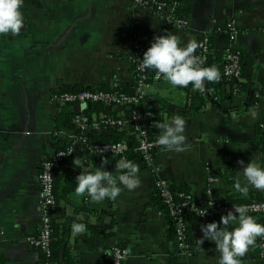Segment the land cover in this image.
<instances>
[{
  "label": "crops",
  "instance_id": "crops-1",
  "mask_svg": "<svg viewBox=\"0 0 264 264\" xmlns=\"http://www.w3.org/2000/svg\"><path fill=\"white\" fill-rule=\"evenodd\" d=\"M21 11V31L0 33V264H43L39 249L26 241L40 228V163L77 132L62 127L60 120L69 105L56 102L52 94L75 85L131 88L134 37L148 47L162 17L132 0H23ZM177 13L188 23L172 26L169 32L181 45L206 35L210 52L230 47L251 54L255 64L250 77L237 93L231 82L217 84L209 92L222 107L214 106L205 94L198 109L190 106L184 86H172L164 77L152 81L145 102L162 105V122L176 115L185 119L187 148L176 152L159 145L152 160L155 171L138 166L141 183L131 190L117 180L122 191L115 199L95 202L87 192L77 194L76 186L69 190L66 174L72 169L78 175L88 168L116 178L124 170L114 171L82 143L64 157L54 184L57 207L52 223L66 230L61 245L74 264H108L113 245L128 250L123 264H217L215 243L204 239L199 245L196 239L203 235L202 224L219 223L220 217L201 220L187 214L190 250H175L164 205L154 201L155 177L191 192L200 204L209 198L218 202L264 198V189L249 186L245 194L233 187L242 176L238 160L257 159L264 166V147L257 134L264 117V59L257 60L264 52V0H181ZM230 22L236 27L234 38L226 27ZM253 108L255 118L250 115ZM116 111L125 118L123 109ZM101 117V112L89 114L92 122ZM89 129L85 133L101 136L100 128ZM208 176L215 180L208 181ZM76 223L85 224L82 232L74 231ZM259 243L257 237L241 261L264 263Z\"/></svg>",
  "mask_w": 264,
  "mask_h": 264
},
{
  "label": "built area",
  "instance_id": "built-area-1",
  "mask_svg": "<svg viewBox=\"0 0 264 264\" xmlns=\"http://www.w3.org/2000/svg\"><path fill=\"white\" fill-rule=\"evenodd\" d=\"M135 5L153 8L156 12L160 13L162 17L161 27L158 34H163L165 31L169 32L172 26L183 27L187 25L188 21L185 17L178 15L177 9L181 0H132ZM230 38H234L236 34V27L233 22L226 25ZM134 52L132 53V72L134 78V86L132 93L118 92L113 90L103 89H68L60 88L52 98L61 104H83V103H97L102 102L105 105H135L141 101L147 94V89L152 81L161 79L163 76L153 69L152 74L147 73V69L141 70L140 63L144 52V47L137 35L134 37ZM199 47L197 48L200 57L204 60L210 52L209 37L203 35L198 41ZM225 64L220 72V78L215 81H210L207 85V90L214 91L217 84L222 82H230L232 80H239L241 76L239 66V53L230 47L225 50ZM262 89L264 90V80L262 82ZM205 90V89H204ZM233 91L235 93L240 91L238 84H234ZM152 114L145 112L142 115L137 110H132L131 119L133 128L138 136L136 150L141 154V157L146 162V167L153 172L155 168L152 164L154 150L159 146L157 140H152L148 136L147 127L151 123ZM79 126V130H85L90 127L98 128V121L89 122L86 117H79L74 119ZM125 121L124 117H110L105 122L109 125H122ZM77 142H85V137L81 134L77 136ZM84 146L96 154L99 160L104 163L106 156L111 153H121L127 150L128 145L125 141H112V142H90L84 143ZM73 146L67 145L60 147L56 151L44 158L40 163L39 172V216L40 228L35 236L27 237L26 241L39 248L44 256L43 264H51V230L53 213L56 210L57 203L54 194V172L60 166L61 160L72 151ZM213 176H208V181H213ZM154 188L159 195L162 204L164 205L165 212L168 216L169 222L172 226L173 234L175 236V250L184 251L189 253V239L186 231V216L187 214L201 219H212L220 217L221 214L226 213L228 210H233V205L244 204L249 207L251 215L256 218L264 216V200H247L236 202H218L209 198L205 203L200 204L196 202L191 192L183 189L172 191L170 183L162 177H155ZM209 192V190H208ZM207 207L206 214L201 216L194 212L196 208ZM257 222L264 224L262 221ZM259 245L264 249V236H259ZM128 250L120 245H113L111 247V256L109 257L108 264H123L127 258ZM106 264V263H105Z\"/></svg>",
  "mask_w": 264,
  "mask_h": 264
},
{
  "label": "clouds",
  "instance_id": "clouds-1",
  "mask_svg": "<svg viewBox=\"0 0 264 264\" xmlns=\"http://www.w3.org/2000/svg\"><path fill=\"white\" fill-rule=\"evenodd\" d=\"M23 0H0V33L17 34L24 24V17L21 11ZM199 43L190 39L181 45L179 37L171 32L155 35L150 45L143 52L140 68L155 69L172 86H187L192 84L193 90H202L206 81H215L220 78V71L215 65H204V60L195 54ZM252 118L257 116L255 108L250 110ZM185 119L176 115L170 121L157 123L161 129L156 143L164 146L166 150L176 152L185 151L187 148V137L185 135ZM242 165V176H238L233 187L241 192L247 193L249 186L256 189H264V166L257 159L245 162L238 160ZM75 165L81 161L74 160ZM117 167L126 171L119 175L120 184L129 190L134 189L141 183L137 174L138 165L130 159L121 158ZM77 194H87L92 201L100 202L105 197L115 199L122 191L117 179L107 171H92L84 168L76 176ZM233 210L221 214L219 223L216 220L201 225L203 235L196 239L201 245L204 239L215 243L219 252L217 264H242L243 257L254 245L256 238L264 236V224L257 222V218L249 214L247 205H233ZM207 207L196 208L194 212L198 215H205ZM84 223L73 225L75 232H82Z\"/></svg>",
  "mask_w": 264,
  "mask_h": 264
},
{
  "label": "trees",
  "instance_id": "trees-1",
  "mask_svg": "<svg viewBox=\"0 0 264 264\" xmlns=\"http://www.w3.org/2000/svg\"><path fill=\"white\" fill-rule=\"evenodd\" d=\"M153 9V8H152ZM147 47H144V51ZM225 50H221L219 52H209L208 55L206 56V58L204 59V65L208 66V65H215L219 71L221 72L223 69V66L225 64ZM239 53V66H240V72H241V76L239 80H232L230 81L233 85L236 83L238 84V86L241 89H245V80L249 79L250 77V72H251V68L252 66L255 64L254 62V56L251 54H246V53H242L240 51H238ZM196 55H199L198 50L195 52ZM153 69H147V73L150 75L152 74ZM209 85L210 81H206L205 85ZM204 85V86H205ZM133 86L134 83L132 85L131 88H125V87H111V88H105L102 86H96V87H90L92 89H103V90H113V91H118V92H126V93H132L133 92ZM185 89H187V94H188V99H189V103L190 106H193V108L198 109L204 102L205 100V90L204 88L202 90H193L192 84L189 83V85L184 86ZM68 89H83L86 88L84 86H80V85H75V86H71V87H67ZM215 95V94H214ZM145 100H147V94L144 96V98L139 101L138 103H136L135 105H131L128 106L126 105V108H124V112H125V121L122 125H109L105 122V120H107L110 117H117L116 113L117 111H108L106 110L105 104H103L102 102H97V103H93L95 105V108H91V109H84L82 111H73L72 106L73 104L71 103H66L69 106L65 109L64 116L61 118L60 123L63 125L62 127H65L66 129H72L75 130L77 129V132L75 134V138H73V140H71L70 142L66 143L65 145H62V147H66L67 145H71L73 146V149L76 147L77 144H79L80 142H77V136L79 134L83 135L85 137V142H83L82 144L84 145V143H90V142H96V143H101V142H112V141H125L128 145L127 150L121 152V153H111L108 154L106 156V163L110 164L114 171H119L117 167V163L121 158H127L132 160L133 162H135L138 166L140 167H146V162L143 160V158L141 157V154L138 150H136V145L138 142V136L133 128V123H132V119H131V112L132 110H137L138 112H140L142 115H144L145 112H150L152 114L151 117V123L148 124L147 127V132H148V136L150 139L152 140H157L158 139V132L160 130V128H158L156 125L157 123H162V119H161V115L159 114L162 105L161 106H156L154 105V103H146L145 105H143L142 103L145 102ZM252 101V99H250ZM90 112H101L102 113V117L99 118L98 121V128H100L101 130V136L99 135V137H95L92 134L89 133H85V130H79V126L76 124V122L74 121V119L79 118V117H86L87 120L89 122H91L90 118H89V114ZM89 129V128H87ZM257 134L258 137L260 138V140L262 141L263 147H264V117L262 119V121L260 123L257 124ZM155 152V150H154ZM94 154V153H93ZM95 157H97V159H99V157L94 154ZM66 158V157H65ZM63 158L60 162V166L57 170H55L53 176H54V184H55V180L57 177V173L58 170L62 167ZM124 170L123 172H125V169H120ZM121 173H117L114 176L116 177V179L118 180V177ZM76 171L70 169L67 171L66 177L67 179L70 181L69 184V190L74 189L77 181H76ZM172 191H176L179 190V188L174 187L172 185H170ZM68 189V186H67ZM54 194H55V198H56V191H55V187H54ZM253 200H264V198H259V199H253ZM154 201L161 204V199L159 197V195L156 192L155 189V195H154ZM230 202H236V201H230ZM258 221H262L264 222V216H261L259 218H257ZM187 216H186V231H187ZM59 229H62V227L58 228L54 225V223H52V230H51V242H50V248H51V257L50 260L52 262H54L55 264H74V260L71 258L70 254H69V250L66 247H63V245H61L62 243H64L63 241H61L62 239L64 240L66 238V230L63 228L62 230L59 231ZM59 232V233H58ZM188 234V233H187ZM58 237V239H57ZM39 249V248H38ZM40 252V257H41V263L44 262V256L43 253L41 252V250L39 249ZM242 264H254V263H246L244 261H242ZM260 264H264V263H260Z\"/></svg>",
  "mask_w": 264,
  "mask_h": 264
},
{
  "label": "water",
  "instance_id": "water-1",
  "mask_svg": "<svg viewBox=\"0 0 264 264\" xmlns=\"http://www.w3.org/2000/svg\"><path fill=\"white\" fill-rule=\"evenodd\" d=\"M263 59H264V52L258 54V56H257V60H258V62H262ZM86 88H89V87H86ZM204 88H207V85H205ZM205 94H206V96L209 98L210 102H211L214 106H216V107H218V108H221V107H222V104H221L220 102L216 101V100L214 99V97L212 96V94H211L208 90L205 91ZM249 94H251V92H249ZM146 103H147V102H143L142 104L145 105ZM86 108H87V109L95 108V105L92 104V103H90V102L83 103V104H75V105H74V109H75V111H82V110H84V109H86ZM104 108H105L106 110H108V111H116V110H121V109L126 108V105H118V106H116V105H108V104H107V105H105ZM225 111H226V110H225ZM89 131H90V132H95L96 129H95V128H91V129H89ZM104 167H105V165H103V168H102V169H105Z\"/></svg>",
  "mask_w": 264,
  "mask_h": 264
}]
</instances>
